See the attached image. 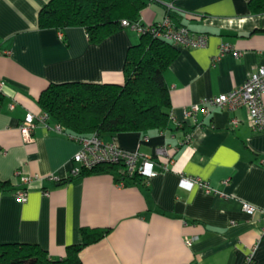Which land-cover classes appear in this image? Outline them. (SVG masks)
Here are the masks:
<instances>
[{
  "label": "crops",
  "instance_id": "1",
  "mask_svg": "<svg viewBox=\"0 0 264 264\" xmlns=\"http://www.w3.org/2000/svg\"><path fill=\"white\" fill-rule=\"evenodd\" d=\"M49 1L0 0V180L13 186L0 190V244L36 243L58 259L82 243V228H100L107 233L81 250L80 264H243L251 252L264 264V130L252 129L246 107L195 120L184 114L264 66V10L253 12L247 0H149L141 24L163 20L172 4L177 24L208 35L204 47L178 48L165 72L166 130L103 137L154 158L158 174L145 183L119 167L60 182L72 177L78 142L52 120L50 127L37 124L26 142L20 123L29 112H44L39 97L51 83L123 84L127 50L140 34L124 27L92 43L83 27L41 28L39 13ZM162 145L173 156L167 169L168 159L156 154ZM17 171L39 179L23 184ZM183 175L201 182L184 189ZM24 188L23 202L17 191ZM243 203L256 211L247 213Z\"/></svg>",
  "mask_w": 264,
  "mask_h": 264
},
{
  "label": "trees",
  "instance_id": "2",
  "mask_svg": "<svg viewBox=\"0 0 264 264\" xmlns=\"http://www.w3.org/2000/svg\"><path fill=\"white\" fill-rule=\"evenodd\" d=\"M148 1L50 0L40 10L39 25L58 30L83 27L90 42L100 43L124 28L123 19L138 21ZM249 4L255 13L264 10V0H249ZM178 54L179 49L170 42L150 32L142 33L139 42L127 50L123 84L51 83L41 92L39 103L50 119L69 134L97 133L104 137L122 132L166 130L171 99L165 72ZM3 99L0 90V107ZM118 168L102 164L82 174ZM12 188L11 183L0 180V190ZM106 233L107 229L82 228V243L68 246L66 255L58 259L36 243H2L0 264H80L81 250Z\"/></svg>",
  "mask_w": 264,
  "mask_h": 264
},
{
  "label": "built area",
  "instance_id": "3",
  "mask_svg": "<svg viewBox=\"0 0 264 264\" xmlns=\"http://www.w3.org/2000/svg\"><path fill=\"white\" fill-rule=\"evenodd\" d=\"M172 8L173 5L170 4L169 12L159 22L143 25L139 20L130 21L123 19L122 25L134 29L139 34L150 32L154 37L170 42L179 49L204 47L208 43V35L195 31L186 25L177 24L170 14ZM228 49L229 46L224 44L222 50L226 51ZM3 84L4 82L0 81V88ZM263 94L264 66H261L251 73L243 85L234 88L228 93L205 97L199 103H194L190 107L185 108L184 114L186 119L195 120L199 113L208 117L215 109L246 107L252 129L262 131L264 130ZM10 107L14 108V104H11ZM50 120L46 112L39 116L30 112L27 113L19 125L23 139L26 142L33 140V131L37 124L43 123L50 127ZM233 122L236 124L237 120L234 119ZM54 129L57 132L66 133L79 144V149L72 158L74 164L71 172L72 176L81 175L84 171L94 169L102 164L118 166L122 168L125 175L140 177L145 180V183H147V179L158 174L154 158L148 157L139 151H126L115 141H106L97 133L90 135L69 134L58 123L54 124ZM156 152L157 156H164L168 159V162L163 165V168L167 169L169 163L173 161V156L170 154L168 147L162 145L157 148ZM17 174L20 175L21 182L26 185L35 179H39L38 175H24L19 171H17ZM51 178L53 179L54 177ZM200 182L198 178L183 175L179 180V186L190 190L195 185L200 184ZM203 187L207 192L213 190L207 182L203 183ZM17 196L21 201H26L28 199V189H19ZM243 210L252 214L256 211V207L249 203H243ZM194 239L196 237L187 238V243L191 244ZM243 264H255L254 252L248 254Z\"/></svg>",
  "mask_w": 264,
  "mask_h": 264
}]
</instances>
